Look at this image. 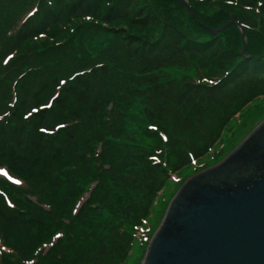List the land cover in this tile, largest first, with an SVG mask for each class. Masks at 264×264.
<instances>
[{
  "label": "trees",
  "instance_id": "16d2710c",
  "mask_svg": "<svg viewBox=\"0 0 264 264\" xmlns=\"http://www.w3.org/2000/svg\"><path fill=\"white\" fill-rule=\"evenodd\" d=\"M185 2L0 0V167L20 181L0 179V264H124L134 230L170 173L204 156L230 118L264 96V0ZM228 22L214 34L206 29ZM81 31L114 47L131 68L71 66L79 50L69 45ZM188 67L193 76L179 81L154 76ZM125 75L142 80L129 88L136 98L157 102L143 108L152 121L145 150L122 133L119 99L98 92L110 77ZM64 111L72 119L59 115ZM81 128L87 136L74 134ZM108 137L140 149L142 170L128 155L116 162ZM59 140L70 148L48 149ZM68 154L77 157L70 162ZM119 190L140 194L141 205L120 209ZM128 210L130 219L123 217ZM100 227L113 229L115 239L98 245ZM150 237L143 235V244Z\"/></svg>",
  "mask_w": 264,
  "mask_h": 264
},
{
  "label": "water",
  "instance_id": "95a60500",
  "mask_svg": "<svg viewBox=\"0 0 264 264\" xmlns=\"http://www.w3.org/2000/svg\"><path fill=\"white\" fill-rule=\"evenodd\" d=\"M141 264H264V120L180 186Z\"/></svg>",
  "mask_w": 264,
  "mask_h": 264
},
{
  "label": "rangeland",
  "instance_id": "374dc122",
  "mask_svg": "<svg viewBox=\"0 0 264 264\" xmlns=\"http://www.w3.org/2000/svg\"><path fill=\"white\" fill-rule=\"evenodd\" d=\"M70 27H67V29ZM68 31V30H67ZM67 35V34H66ZM65 34H62L60 40L65 39L67 37ZM69 46L79 52L78 60L74 61L75 66L80 67L82 63L87 62V64L98 63V62H107V64L111 67L115 68H126L129 70L130 65L126 64L127 62L114 50V47L107 46L105 43L103 44L101 39L97 37H89L84 31L79 32L74 40L70 43ZM113 56L116 58H113ZM62 68H67L65 65ZM191 69H180V68H162L159 73L154 74L157 75L159 81L171 80V81H179L185 75L193 76L192 68ZM129 76V77H128ZM125 75V77H118L117 79H112L111 77L106 80L107 83L98 86V92L107 94L111 93V96L114 95L119 99L118 105L122 107V116L125 121L126 130L122 129V133L125 131V136H133L134 139L133 145H136V142L143 146V150L149 148L150 140L143 138V132L146 130L148 126H150L151 120L145 118V114L143 113V108H149L148 110H152V108L156 105V101L150 98H136L132 94V89L129 88H138V85L141 84L142 80L139 77L131 75ZM124 93L123 98L121 99V95ZM100 101V100H99ZM69 112L79 114L81 109L77 107L71 106L69 108ZM55 115H57L55 113ZM59 115L65 118L72 119L70 114L67 111L61 112ZM103 114H101V117ZM82 117V116H76ZM57 118V116H56ZM264 120V96H260L255 98L250 104L246 107L242 108L238 111L232 118H230L228 124L222 129L220 132V137L216 142L212 144V146L206 151L204 156L200 159L196 160L192 164L182 168L178 172L170 173L168 182L157 194L154 203L149 211L147 217L143 219L142 224L134 230V242L129 249V253L127 259L124 264H141V261L144 257L146 244L144 243L143 235L149 234L150 236L158 229L164 212L172 199L175 193L180 188L183 181L188 178L190 175L200 171L197 168L205 164L207 167L209 165H213L215 160H218L221 155L226 156L229 152H231L257 125H259ZM62 121L61 118H57V122ZM101 121L95 122L99 124ZM155 124V123H154ZM82 129V128H81ZM76 131L74 134L79 136H87L84 130ZM111 133L113 130L110 129ZM81 133V134H80ZM122 135V134H121ZM9 139L14 138L11 133L7 136ZM124 138V137H123ZM126 138V137H125ZM114 139V137H113ZM113 139L108 137V140L112 143L111 148H115L113 152H115V160L116 162L125 159L128 163H131L135 168L142 170V164H140L138 160L140 149H133L131 147L121 148L115 145ZM120 142L122 140L120 139ZM128 144V143H125ZM132 144V143H131ZM62 148H70V143L67 141H54L51 145H48V149L50 147H59ZM121 146V145H120ZM119 147V148H118ZM47 149V152H48ZM110 151V150H109ZM108 151V152H109ZM220 153V155H219ZM47 155L44 154L43 157ZM62 157H64L62 153ZM76 155L68 154V161L73 162L76 159ZM73 160V161H72ZM106 167V165H104ZM0 169H4L7 173L5 167H0ZM8 174V173H7ZM9 175H5L4 172H0V179H3L9 183L14 185H18L12 179L8 178ZM120 195L122 196L120 200V209L128 208L130 205L139 206L142 203V196L137 193H133L128 191L127 193L123 190L120 191ZM125 214V215H124ZM123 217L130 219L134 216V213L131 210L124 213ZM95 233V232H94ZM115 232L111 228L103 229L100 227L99 230L96 231V238L94 241L99 244H105L113 237ZM115 239V237H113ZM25 243V242H24ZM145 246V247H144ZM47 248L44 249V251Z\"/></svg>",
  "mask_w": 264,
  "mask_h": 264
},
{
  "label": "snow or ice",
  "instance_id": "6c2138e0",
  "mask_svg": "<svg viewBox=\"0 0 264 264\" xmlns=\"http://www.w3.org/2000/svg\"><path fill=\"white\" fill-rule=\"evenodd\" d=\"M29 15H31V13H29ZM60 83H64L63 81H61ZM33 111H35V109H33ZM150 127H151V125H150ZM0 172H4V174L7 176L8 174L4 171V169H0ZM9 179H12V177H8ZM15 183H17V184H19L20 183V181L19 180H16L15 181ZM57 235H59V233L57 234Z\"/></svg>",
  "mask_w": 264,
  "mask_h": 264
}]
</instances>
